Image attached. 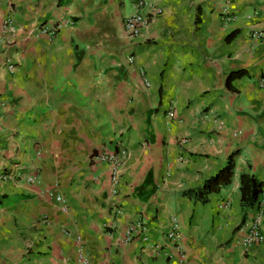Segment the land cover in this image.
Masks as SVG:
<instances>
[{
    "label": "crops",
    "instance_id": "0c3cea01",
    "mask_svg": "<svg viewBox=\"0 0 264 264\" xmlns=\"http://www.w3.org/2000/svg\"><path fill=\"white\" fill-rule=\"evenodd\" d=\"M136 1L0 0V63L17 66L0 68V172L22 174L0 181V264H83L78 237L88 264H264V243L240 244L257 210L241 225V176L264 180V0H150L163 14L131 39ZM121 145L114 193L93 157ZM234 152L232 184L204 204L196 191ZM138 220L164 251L127 241Z\"/></svg>",
    "mask_w": 264,
    "mask_h": 264
},
{
    "label": "built area",
    "instance_id": "2783aa9c",
    "mask_svg": "<svg viewBox=\"0 0 264 264\" xmlns=\"http://www.w3.org/2000/svg\"><path fill=\"white\" fill-rule=\"evenodd\" d=\"M135 8L137 11L132 15L127 16L124 19V28L126 33L131 39L138 38L144 29L150 24L152 18L158 17L163 14V9L150 0H137L135 2ZM63 26V22H60L53 26H47L45 24L36 27L31 33L37 34H55L57 33ZM4 30L9 31L13 34L18 33L20 30L14 22L12 16H9L4 21ZM253 37L258 39H264V33L262 32H254ZM135 56H131L129 58L130 63H135ZM0 68L7 69L10 73H14L17 70L16 64L11 61V59H7L6 61L0 63ZM141 73L145 76L146 72L144 69H141ZM1 100V98H0ZM168 117L170 119L174 118L176 115L175 109L172 108L168 112ZM183 143H186L187 140H183ZM38 155L41 156V151L38 152ZM130 157L129 150L122 146L113 151L104 150L99 151L93 157L95 162L102 163L108 165L111 173L112 184L114 193L117 192V189L121 183L122 179V168L126 165L128 159ZM22 174L19 172H10L8 170L0 172V181H8L11 178L19 177L21 178ZM28 181L30 183H36L38 179L36 177H29ZM59 204L65 206L66 199H64L61 195L56 196ZM229 203L224 204L227 206ZM62 206V207H63ZM118 212H122V209H118ZM264 216V198H261L260 202L257 205V210L252 217L246 222V224L242 228V235L240 238V244L246 248L250 249L254 246L260 245L264 243V232L262 228V218ZM179 223L177 219H174V227L172 231L168 234V237L171 242H176L180 238L179 231ZM148 227L146 223L142 220H138L134 224L129 226L127 241L134 240L135 238H141V240L145 243V247L151 248L156 253H161L165 250V247L162 244L155 243L152 241ZM66 234L71 236L70 231H66ZM77 251H78V259L83 264L89 263V258L86 252V248L82 243L80 237L77 239ZM169 257H171L170 253H167Z\"/></svg>",
    "mask_w": 264,
    "mask_h": 264
},
{
    "label": "trees",
    "instance_id": "16d2710c",
    "mask_svg": "<svg viewBox=\"0 0 264 264\" xmlns=\"http://www.w3.org/2000/svg\"><path fill=\"white\" fill-rule=\"evenodd\" d=\"M246 71L239 70L232 72L227 80V87L231 91H236L233 87L234 80L246 75ZM236 155L234 152L227 162L216 174L208 178L203 186L196 191L198 200L204 204L209 202L212 194L219 193L228 188L234 179L236 173ZM241 201L244 210V219L241 225L245 223V215L249 210L255 209L261 198L264 196V180L259 179L253 174H243L241 176ZM241 227V226H240ZM238 227V229L240 228Z\"/></svg>",
    "mask_w": 264,
    "mask_h": 264
}]
</instances>
